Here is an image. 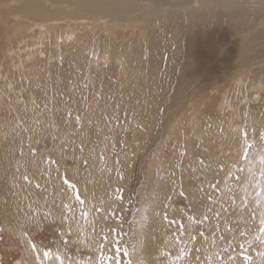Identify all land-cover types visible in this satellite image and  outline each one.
I'll return each instance as SVG.
<instances>
[{"label":"rangeland","instance_id":"1","mask_svg":"<svg viewBox=\"0 0 264 264\" xmlns=\"http://www.w3.org/2000/svg\"><path fill=\"white\" fill-rule=\"evenodd\" d=\"M51 1L0 0V264H264V0Z\"/></svg>","mask_w":264,"mask_h":264},{"label":"bare ground","instance_id":"2","mask_svg":"<svg viewBox=\"0 0 264 264\" xmlns=\"http://www.w3.org/2000/svg\"><path fill=\"white\" fill-rule=\"evenodd\" d=\"M10 1H12V0H10ZM30 2H28V3H32L33 2V0H29ZM53 1V0H52ZM51 1V2H52ZM72 3H74L73 5L75 6V5H80L78 2L79 1H84V2H87V3H84V4H88V6H85V8L87 7L88 9H87V12H88V14L90 15V16H94V17H96V16H98L100 13H98V12H95V9H91L92 8V6H97V4L98 3H102V4H111L112 6H115V7H118V8H115V9H113V8H111L110 7V5H109V7H103V5H101V9H102V12H103V14L104 15H106V17L108 18L109 16L108 15H110V18L113 16V15H117L119 12H120V14H123L122 13V11L124 12V11H128V12H131V13H128V15H132V17L133 16H135V15H138V13L139 12H144V11H151L152 9H159V8H161V9H165V10H167V14H169L170 12L168 11V10H174V9H182L183 7H186V6H191V5H193L194 7L195 6H197V5H199L201 2H203V1H205V0H70ZM212 1H214V0H212ZM230 1H235V0H230ZM3 2H6V1H3ZM9 2V1H8ZM49 2V1H48ZM55 2V1H54ZM57 2V1H56ZM55 2V3H56ZM62 2H63V0H62ZM64 2H68L67 0L66 1H64ZM63 2V3H64ZM206 2H208L207 0H206ZM246 2V1H245ZM250 2V1H249ZM54 3V4H55ZM62 3V4H63ZM83 3V2H82ZM128 3H135V4H132V5H128ZM232 3V2H231ZM37 5H38V2L36 3ZM52 4H53V2H52ZM53 4V5H54ZM59 4H61V1H60V3ZM68 5H69V7H70V4L69 3H67ZM125 4V5H124ZM207 4V3H206ZM248 4V3H247ZM24 6H26V4H23ZM72 5V6H73ZM202 5V4H201ZM244 5V4H243ZM30 6V5H29ZM56 6V5H55ZM54 6V7H55ZM57 6H58V4H57ZM65 7H66V5H64ZM33 8L34 7H36V6H32ZM65 7H64V9H65ZM68 7V6H67ZM30 8V7H29ZM50 8V7H49ZM61 8V7H60ZM77 8V7H76ZM21 9V8H20ZM37 8H35V10H36ZM38 9H40V8H38ZM37 9V10H38ZM160 9V10H161ZM190 9H191V7H190ZM68 10V9H67ZM89 10V11H88ZM92 10V11H91ZM189 10V9H188ZM197 10V9H196ZM40 11V10H39ZM45 11H46V9H45ZM66 11V10H65ZM71 11H72V8H71ZM70 11V12H71ZM74 11V10H73ZM72 11V12H73ZM96 11H97V9H96ZM98 11H99V9H98ZM101 11V10H100ZM181 11V10H180ZM4 12V11H3ZM6 12V11H5ZM11 12H13V11H11ZM17 12V11H16ZM38 12V11H37ZM44 12V11H43ZM77 12V11H76ZM95 12V13H94ZM178 12H179V10H178ZM18 13V12H17ZM52 13V12H51ZM59 13V12H58ZM145 13V12H144ZM148 13V12H147ZM147 13H146V16H147ZM157 13H158V11H157ZM160 13V12H159ZM180 13V12H179ZM187 13V12H186ZM193 13V12H192ZM216 13V12H215ZM214 13V14H215ZM9 14V13H8ZM13 14V13H12ZM29 14V13H28ZM35 14V13H34ZM75 14V13H74ZM73 14V15H74ZM150 14V13H149ZM161 14V13H160ZM160 14H158L159 15V19L161 18L160 17ZM163 14H164V12H163ZM188 14V13H187ZM14 15H15V13H14ZM33 15V14H32ZM57 15V14H56ZM64 15H66V13H64ZM80 15V14H79ZM83 15V14H82ZM101 15V14H100ZM99 15V16H100ZM125 15H127L126 13H125ZM145 15V14H144ZM172 15H174V14H172ZM171 15V16H172ZM212 15H213V13H212ZM8 16V15H7ZM16 16V15H15ZM114 16V17H115ZM122 16V15H121ZM142 16V15H141ZM151 16H153V15H151ZM148 17V18H152V17ZM165 16H167L166 14H165ZM12 17V16H11ZM41 17H42V15H41ZM61 17V16H60ZM93 17V18H94ZM101 17V16H100ZM124 17V16H123ZM174 17V16H173ZM190 17V16H189ZM40 18V17H39ZM43 18V17H42ZM49 18V17H48ZM56 18V17H55ZM80 18V17H79ZM82 18V17H81ZM80 18V19H81ZM104 18H105V16H104ZM116 18V17H115ZM140 18V17H139ZM165 18V17H164ZM62 19V18H61ZM74 19V18H73ZM72 19V20H73ZM96 19H97V17H96ZM141 19V18H140ZM147 19V18H146ZM145 19V20H146ZM163 19V18H162ZM172 19V18H171ZM177 19V18H176ZM185 19V18H184ZM34 21H35V19H33ZM63 20V19H62ZM79 20V19H78ZM101 20V19H100ZM110 19H108V21H109ZM120 20V19H119ZM144 20V21H145ZM150 20V19H149ZM149 20H148V22H149ZM153 20H154V18H153ZM165 20V19H164ZM168 20H170V19H168ZM179 20H181V19H179ZM104 21V20H103ZM107 21V20H106ZM140 21V20H139ZM144 21H142V22H144ZM147 21V20H146ZM152 21V20H151ZM162 21V20H161ZM166 21H167V19H166ZM165 21V22H166ZM163 22V21H162ZM176 22V21H175ZM14 23V22H13ZM36 23V22H35ZM50 23V22H49ZM58 23V22H57ZM82 23V22H81ZM114 23V22H113ZM41 24H43V23H41ZM76 24H79V23H76ZM119 24V23H118ZM142 24V26L144 27V24L143 23H141ZM149 24V23H148ZM168 24H169V22H168ZM172 24V23H171ZM39 25V24H38ZM61 25V24H60ZM79 25H81V24H79ZM83 25V24H82ZM89 25V24H88ZM116 25V24H115ZM130 25H131V23H130ZM150 25V24H149ZM152 25V24H151ZM174 25V24H173ZM11 26V25H10ZM45 26V25H44ZM117 26V25H116ZM120 26H122L123 27V25L121 24ZM119 25H118V27H120ZM131 26H133V25H131ZM146 26V25H145ZM166 26H167V24H166ZM169 26H170V24H169ZM39 27V26H38ZM87 27V26H86ZM93 27V26H92ZM107 27V26H106ZM121 27V28H122ZM150 27V26H149ZM171 27V26H170ZM19 28V27H18ZM46 28V27H45ZM135 28V27H134ZM140 28V27H139ZM145 28H147V27H145ZM173 28V27H172ZM94 29H95V27H94ZM104 29V28H103ZM136 29V28H135ZM151 29H153L152 27H151ZM183 29V28H182ZM98 30V29H97ZM133 30V29H132ZM40 31H42V30H40ZM169 31H170V29H169ZM96 32H98V31H96ZM112 32V31H111ZM131 32V31H130ZM82 33V32H81ZM99 33V32H98ZM123 33V32H122ZM132 33V32H131ZM148 33V32H147ZM155 33H157V31L156 32H154V34ZM184 33V32H183ZM187 33V32H186ZM124 34V33H123ZM140 34H141V32H140ZM142 34H144L143 32H142ZM146 34V33H145ZM185 34V33H184ZM128 35V34H127ZM126 35V36H127ZM147 35V34H146ZM98 36V35H97ZM123 36V35H122ZM137 36V35H136ZM145 36V35H144ZM154 36V35H153ZM108 37H110V36H108ZM118 37V36H117ZM132 37V36H131ZM130 37V38H131ZM138 37H140V36H138ZM142 37H143V35H142ZM101 38V37H100ZM112 38V37H111ZM153 38V37H152ZM155 38V37H154ZM168 38V37H167ZM173 38V37H172ZM108 39V38H107ZM135 39V38H134ZM145 39V38H144ZM144 39H143V41H144ZM150 39V38H149ZM181 39V38H180ZM96 40V39H95ZM103 40V39H102ZM106 40V39H105ZM122 40H123V38H122ZM138 39H136V42H137V44H138V41H137ZM141 40H142V38H141ZM141 40H140V42H141ZM145 40H148V39H145ZM158 40V39H157ZM133 41H135V40H133ZM150 41V40H149ZM159 41V40H158ZM162 41V40H161ZM168 41V40H167ZM170 41H172V40H170ZM169 41V42H170ZM174 41V40H173ZM175 41H177V40H175ZM86 42V41H85ZM105 42H107V40L105 41ZM104 42V43H105ZM146 42V41H145ZM154 42V41H153ZM87 43H89V42H87ZM108 43V42H107ZM129 44H130V42H128ZM132 43V42H131ZM142 43V42H141ZM147 43V42H146ZM149 43V42H148ZM152 43V42H151ZM158 44H159V42H157ZM162 43V42H161ZM165 43H166V40H165ZM174 43V42H173ZM181 43V42H180ZM93 44V43H92ZM97 44V43H96ZM136 44V43H135ZM136 44V45H137ZM175 44V43H174ZM182 44V43H181ZM85 45V44H84ZM153 45V44H152ZM151 45V46H152ZM160 45V44H159ZM163 45V44H162ZM169 44H167V46H168ZM183 45V44H182ZM99 46V45H98ZM127 46H129V45H127ZM132 46V45H131ZM139 46V45H138ZM142 46V45H141ZM150 45H149V47H151ZM161 46V45H160ZM113 47V46H112ZM121 47V46H120ZM120 47H118V48H120ZM137 47V46H136ZM136 47H135V49H136ZM154 47V46H153ZM159 47V46H158ZM164 47V46H163ZM165 47H166V44H165ZM170 47V46H169ZM182 47V46H181ZM107 48H108V46H107ZM115 48V47H114ZM117 48V49H118ZM175 48V47H174ZM177 48V47H176ZM175 48V49H176ZM99 49V48H98ZM116 49V50H117ZM161 49V48H160ZM166 49V48H165ZM181 49V48H180ZM133 50H134V48H133ZM137 50V49H136ZM145 49H143V51H144ZM152 50V49H151ZM150 50V51H151ZM156 50V49H155ZM174 50V49H173ZM128 51V50H127ZM146 51V50H145ZM144 51V52H145ZM166 51V50H165ZM119 52V51H118ZM154 52V51H153ZM157 52V51H156ZM155 52V53H156ZM175 52V51H174ZM116 53V52H115ZM122 53V52H121ZM168 53V52H167ZM182 53V52H181ZM120 54V53H119ZM118 54V55H119ZM125 55H126V53H124ZM123 54V55H124ZM145 54V53H144ZM157 54V53H156ZM164 54V53H163ZM173 54V53H172ZM171 54V55H172ZM175 54H176V52H175ZM186 54V53H185ZM148 55V54H147ZM150 55V54H149ZM165 56V55H164ZM167 56H168V54H167ZM180 56H181V54H180ZM179 56V57H180ZM145 57V56H144ZM154 57V56H153ZM157 57H158V54H157ZM127 58V57H126ZM150 58H151V60H152V57H151V55H150ZM159 58H161V57H159ZM167 58V57H166ZM181 58V57H180ZM154 59V58H153ZM177 59V58H176ZM171 60V59H170ZM181 60V59H180ZM190 60V59H189ZM135 62H137L138 63V61H136V60H134ZM157 61V60H156ZM172 61V60H171ZM135 62H134V64H135ZM141 62V60H139V63ZM163 62V61H162ZM167 62V61H166ZM181 62V61H180ZM136 63V64H137ZM153 63V62H152ZM174 63V62H173ZM189 63V62H188ZM118 64V63H117ZM120 64V63H119ZM175 64H176V62H175ZM152 64H150V66H151ZM156 65V64H155ZM158 65V64H157ZM176 65H178V64H176ZM174 66V65H173ZM154 67V66H153ZM196 79V78H195ZM155 118V117H154ZM217 180V179H216Z\"/></svg>","mask_w":264,"mask_h":264}]
</instances>
